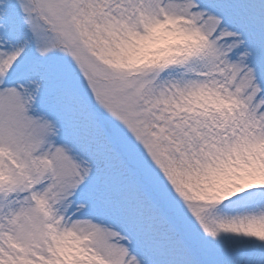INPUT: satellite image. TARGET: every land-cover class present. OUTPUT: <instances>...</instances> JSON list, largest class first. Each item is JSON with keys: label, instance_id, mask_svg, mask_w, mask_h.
I'll use <instances>...</instances> for the list:
<instances>
[{"label": "snow or ice", "instance_id": "obj_1", "mask_svg": "<svg viewBox=\"0 0 264 264\" xmlns=\"http://www.w3.org/2000/svg\"><path fill=\"white\" fill-rule=\"evenodd\" d=\"M0 264H264V0H0Z\"/></svg>", "mask_w": 264, "mask_h": 264}]
</instances>
